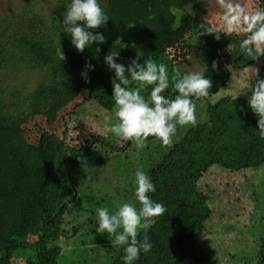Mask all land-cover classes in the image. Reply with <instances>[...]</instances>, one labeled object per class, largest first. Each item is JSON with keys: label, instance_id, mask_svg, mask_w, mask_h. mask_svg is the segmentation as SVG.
Wrapping results in <instances>:
<instances>
[{"label": "trees", "instance_id": "16d2710c", "mask_svg": "<svg viewBox=\"0 0 264 264\" xmlns=\"http://www.w3.org/2000/svg\"><path fill=\"white\" fill-rule=\"evenodd\" d=\"M193 1L99 0L110 20L106 27L93 31L103 33L106 39L79 53L62 24L71 0H3L0 264H59L62 249L56 242L66 234L65 216L74 207H68L65 198L70 196L72 205L77 203L78 188L83 185L78 169L97 152L105 156L93 164L94 177L106 173L109 166L104 160L110 155L122 160L119 168H111L114 175L106 177L104 190L110 191L114 201L116 193L133 194L135 173L142 170L156 186L152 199L166 207L165 214L148 231L151 250L141 252L134 264H217L218 259L206 256L201 249L216 223L223 226L227 236L241 213L264 220V183L252 191L251 180L264 176V139L259 137L258 118L248 105L252 93L245 89L255 84V69L258 78H264V57L258 61L246 58L238 47L241 37L236 35L221 36L219 41L214 35L200 36L202 20L184 10ZM254 1L256 8H264V0ZM180 31L189 43V57L199 54L204 58L203 74L213 84L210 98H193L206 104L208 122L192 126L167 153L158 151L159 141L153 137L148 138L146 147L137 149L110 131L117 122L111 117L115 114L111 96L114 73L104 57L119 51L117 62L127 66L139 54L141 63L151 58L165 64L170 75L177 71L183 75L184 64L180 66L173 47H160V41ZM61 46L67 57L63 62L56 56ZM88 61L95 66L94 71H88L90 82L81 75ZM213 61L217 62L215 70ZM243 90L246 95L240 94ZM142 94L147 96L148 92ZM167 94L175 95L171 87ZM85 104L99 106L107 115L88 129L69 126L67 118ZM27 123L35 127V142L26 139ZM217 177L225 182L228 178L240 181L234 188L238 195L235 200H225L231 186L214 180ZM113 179L119 183L115 188ZM129 200L117 208L124 203L139 207L136 199ZM239 233L242 231L237 229L233 237L242 238ZM105 234L107 240L114 239ZM249 253L239 260L232 254L226 264H264V234L257 249L253 252L251 248ZM123 255L120 246L110 264H125Z\"/></svg>", "mask_w": 264, "mask_h": 264}, {"label": "clouds", "instance_id": "9594fccd", "mask_svg": "<svg viewBox=\"0 0 264 264\" xmlns=\"http://www.w3.org/2000/svg\"><path fill=\"white\" fill-rule=\"evenodd\" d=\"M216 4L221 10L219 19L215 22L212 19L203 20L199 24L200 36L214 35L219 41L221 36L236 35L241 37L238 47L246 58L258 61L264 57V8L250 10L238 0H216ZM109 20L99 0H71L63 13L62 24L71 44L83 53L93 44L104 43L106 38L103 33L93 30L106 27ZM56 56L60 62L66 61L62 46L56 49ZM119 59V51H110L104 57L109 71L114 73L111 96L115 102L117 122L110 131L116 137L131 141L137 149L146 147L149 137L170 147L178 126L197 125L193 98H210L213 84L209 78L200 72L182 75L177 71L170 75L165 64L151 58L143 59L141 63L139 54L127 66L118 63ZM212 67L214 70L217 68L216 61H213ZM89 70H95L90 61L86 62L81 73L86 82H90ZM254 76L257 77L255 84L245 89L252 93L248 97V105L258 118L259 137L264 139V78H258V69H255ZM170 87L174 97L167 94ZM244 90L240 94L246 95ZM143 92H148V95ZM135 185L139 207L124 203L114 213L103 207L97 209L96 232L107 233L109 237H114L111 242L115 246L124 248L122 259L125 264H134L141 252L147 254L151 250L148 231L166 212L164 204L152 199L156 186L144 171H136ZM65 199L68 207H72L71 197Z\"/></svg>", "mask_w": 264, "mask_h": 264}, {"label": "rangeland", "instance_id": "374dc122", "mask_svg": "<svg viewBox=\"0 0 264 264\" xmlns=\"http://www.w3.org/2000/svg\"><path fill=\"white\" fill-rule=\"evenodd\" d=\"M15 1L21 2L22 0ZM238 2L250 10L257 9L254 0H238ZM5 8L6 5L3 0H0V10L3 11ZM184 10L202 21L205 19H212L214 22L218 21L221 14V10L216 4V0H206V2L205 0H194ZM184 37L183 32L180 31L175 36L160 41V47H173L172 49L175 51V58L180 63V66L182 65L181 62L184 64V66H181V69L185 74L191 72H200L203 74L206 70L204 58L199 54H194L192 57H189L188 52L190 49L186 50L189 43ZM184 40L186 44L184 43ZM216 98L217 97L214 96L212 100L214 101ZM193 102L196 104L197 124L208 122L206 104L201 101ZM87 104L79 108L78 113L72 114L69 118H67L69 126L78 125L82 129H88L89 125L97 126L99 119L107 115L99 106ZM84 108H86V110H83ZM111 117L112 120L116 119L114 113L111 114ZM191 127L192 126L190 125L178 126L173 138V144L181 140ZM34 129L35 127L33 123H27L24 126L26 139L31 142L36 141V134L33 132L35 131ZM157 145L158 151L162 154L167 153L172 147H165L160 141ZM98 153H101V155ZM101 156L104 157L105 155L102 152H97V154H94L93 157L90 156L89 158H86L82 162L81 168L78 169L81 173L83 185L81 188H78L79 199L77 203L73 205L74 207L71 208L69 213L65 216L66 222L64 229L67 230V235H62V237L56 242L62 249L59 264H110L113 257L118 253L120 246H115L111 242L112 240H107L106 234L96 232V227H98L97 209L103 207L107 208L110 213H114L118 209L117 205L120 202H128L131 198L132 200L136 199L135 191L133 192L134 195H130L129 193L122 194V192L118 194L115 192L116 194L114 197L116 199L114 201V198L109 193L110 191L107 192V190H104L106 188L105 183H107L106 177L108 179L114 175L112 174L111 168H119L117 165H120L122 160L119 157H112V155H110L107 160H104V162L106 161L109 166L106 173H99L98 177H94L95 174L93 171V164L96 162L99 163V157ZM81 177L78 176V178ZM214 180L222 184L227 183L231 186L230 193L225 196V200H227V202L230 197H232L233 200L236 199L237 194L234 191V188H237L236 185H238L240 181L235 182L232 178H228L225 182L222 177H217ZM251 180L254 182L252 190L254 191L258 189V185L261 181L264 183V176H262V179L260 177L257 178L259 183L255 182L257 180H254V178ZM111 183L114 188L119 185V183L117 184L116 179H113ZM247 187L249 188L251 185L248 184ZM121 190L124 189L120 187V191ZM225 207L229 210H233L235 208L233 206H230V208L227 206ZM71 210H74L75 212H71ZM261 213L263 214L264 212ZM93 220L96 222H93ZM229 228H232V230L231 232H228L230 235L226 236V234L223 233V226L219 222L216 223L211 230V234L206 237V245L201 248L206 256L218 259L219 262L217 264H226L229 259L231 260L232 254L236 255L238 260L245 257L246 254L251 255V253H249V249L253 248L254 252L257 249V245H259V238L262 234H264V220H260L259 217L254 214L244 215L241 213L236 221L231 223ZM237 229L242 231V233L238 234L242 236L240 239L233 237L237 232ZM93 237L99 238L100 241L97 242V239L94 240ZM198 249L200 248L198 247ZM232 261H235V259H232ZM199 264L214 263L201 262Z\"/></svg>", "mask_w": 264, "mask_h": 264}]
</instances>
